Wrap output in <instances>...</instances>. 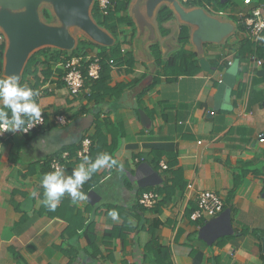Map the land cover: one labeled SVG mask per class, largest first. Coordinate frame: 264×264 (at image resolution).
<instances>
[{"label":"crops","instance_id":"1","mask_svg":"<svg viewBox=\"0 0 264 264\" xmlns=\"http://www.w3.org/2000/svg\"><path fill=\"white\" fill-rule=\"evenodd\" d=\"M216 1L202 0L203 8L236 24L254 8L264 16V0ZM179 26L174 18L164 25L168 36L158 33L164 62L179 49ZM246 41L252 43L237 26L222 45L204 47L210 72L199 67L193 75L174 76L148 58L145 46L148 54L139 53L132 67L112 64L107 86L124 88L101 92L97 101L88 87L69 94L62 81L66 58L36 52L23 83L43 92L37 101L44 124L30 136L0 137V264H264V34L252 51L243 47ZM185 50L195 52L190 40ZM98 52L86 47L79 55L87 61ZM233 62L234 84L220 94ZM98 126L103 144L117 142L118 164L81 186L86 201L73 203L66 192L50 211L41 203L40 183L51 172L49 161L72 153L62 169L71 175L86 157L94 160L103 151L84 159L75 153L84 137L97 144ZM203 191L219 196L223 210L193 222L189 216ZM146 192L159 195L152 209L138 204ZM109 210L118 212V222Z\"/></svg>","mask_w":264,"mask_h":264},{"label":"water","instance_id":"2","mask_svg":"<svg viewBox=\"0 0 264 264\" xmlns=\"http://www.w3.org/2000/svg\"><path fill=\"white\" fill-rule=\"evenodd\" d=\"M94 4L95 0H0V35L4 43L2 76L15 73L22 78L27 62L36 52L51 49L69 53L81 38L100 47H112L114 38L92 17ZM161 6L172 11L180 26L190 29L189 40L195 49L198 66L203 72H210L208 61L203 57L204 47L222 45L236 33L237 24L203 7L187 8L179 0H132L128 15L136 30L131 45L134 58L137 59L139 53L148 54L149 50L142 49L157 43L158 30L152 20ZM44 9L52 17L50 22L43 18ZM140 9L145 10L144 17ZM75 31L81 38L74 34ZM148 58H152L150 52ZM151 78L149 75L146 81ZM234 81L233 72L228 70L219 85L220 94L226 88L231 89ZM141 122L146 126L148 120L142 115Z\"/></svg>","mask_w":264,"mask_h":264},{"label":"trees","instance_id":"3","mask_svg":"<svg viewBox=\"0 0 264 264\" xmlns=\"http://www.w3.org/2000/svg\"><path fill=\"white\" fill-rule=\"evenodd\" d=\"M208 3H217L216 0H207ZM213 1V2H211ZM110 6L107 7V14L103 15L99 12L98 6L95 3L92 9V17L97 25L103 29H105L115 40V43L110 48H104L97 46L89 41L79 40L77 47L72 52H63L58 50H51V49H44L40 50L43 52H51L56 55V57L63 56L64 58L68 59L70 56H78L82 54L86 47L90 48H97L99 50L96 57L99 59V64L101 67L99 79L96 81H88L86 71L83 69V74L85 77L84 87L89 88V96L90 99H94L95 101L98 100L100 97V93L104 92L105 94L113 91H120L124 88V85H117L113 89L107 86V81L109 80V73L111 70V66L113 65H126L127 67H132L135 64V58L132 54V50H124L121 52L123 46L128 45V47L132 44V39L136 33L135 26L132 22V19L128 15L129 5L132 0H109ZM185 7H204L202 0H192L187 4H183ZM43 18L50 22L52 17L50 16L47 10L42 11ZM174 19V14L167 6H161L157 11L155 22L157 26L158 33L161 37L168 36L170 31L169 29L165 28L164 25ZM240 31L245 30V26L243 24H237ZM125 29H129L131 34V40H127L126 35L124 34ZM177 42L179 45V49L176 53L169 57L166 62L163 61L160 48L157 44H153L149 46V52L152 55L154 62L157 67L161 68L167 76L174 75H193L199 70L198 60L196 58L195 52H187L185 50L186 44L189 42V29L188 27L181 25L179 27V34L177 37ZM243 47H247L248 49L254 47H258V44L250 43L249 41L244 42ZM256 50V49H255ZM4 51V43L0 45V78H1V66H2V57ZM245 52V51H243ZM250 52V51H249ZM250 54V53H249ZM250 55H255V53H251ZM257 55V53H256ZM255 55V56H256ZM33 57V56H32ZM32 57L27 62L21 82L24 81V75L28 72L29 63L32 60ZM112 62V63H110ZM157 77L153 79L152 84L146 89L142 91L143 93L148 92V90L157 84ZM36 90V89H35ZM36 131V130H35ZM31 132L27 136H30ZM95 141L97 144L92 145L90 148V152L87 156H93L94 152L103 151V153H108L114 158V152L117 148V142H114L112 146H106L103 144L101 140V130L100 126H98L95 134ZM94 151V152H93ZM68 152V151H67ZM77 152V151H76ZM69 156L72 153L68 152ZM76 154V153H75ZM165 254V253H164Z\"/></svg>","mask_w":264,"mask_h":264},{"label":"clouds","instance_id":"4","mask_svg":"<svg viewBox=\"0 0 264 264\" xmlns=\"http://www.w3.org/2000/svg\"><path fill=\"white\" fill-rule=\"evenodd\" d=\"M236 62L229 71L235 72ZM40 95L28 83H22L18 74L0 78V133H27L38 122L43 120L42 110L37 101ZM118 161L108 153H100L93 160L86 157L79 163L71 175L62 170L45 173L40 181L44 188V199L41 201L50 211H55L60 199L67 192L73 203L86 201L88 196L80 191L81 186L99 169L116 166ZM108 216L119 221V214L109 210Z\"/></svg>","mask_w":264,"mask_h":264},{"label":"built area","instance_id":"5","mask_svg":"<svg viewBox=\"0 0 264 264\" xmlns=\"http://www.w3.org/2000/svg\"><path fill=\"white\" fill-rule=\"evenodd\" d=\"M182 4H187L192 0H179ZM251 0H244V4H249ZM95 3L98 6L99 12L103 15L107 14V7L110 6L109 0H95ZM208 12V8L205 7ZM211 13V12H210ZM217 16H224L222 12L213 13ZM238 24H243L245 26V32L248 34L249 39L252 43L258 44L261 40L262 35L264 34V16L261 14L259 8L251 9L248 12L240 14V19ZM0 40L3 41V36L0 35ZM123 53L124 50L121 49ZM251 59L257 62L258 65L262 64V61L257 59L255 56H251ZM112 63V62H110ZM63 76L62 81L65 88L71 95H78L83 91L85 77L83 74V69L86 71L88 81H96L100 76V64L97 57H93L87 61L81 55L70 56L65 60L63 64ZM43 92H40V95ZM40 95L37 97L39 98ZM210 115H214V112H210ZM43 116V114H42ZM57 122L64 124L65 120L63 117H58ZM44 124V118L41 122H38L36 126L31 128L27 133H21L23 135H28L31 132L35 131L37 128L41 127ZM5 132L0 133V137L4 135ZM259 142L264 143V136H259ZM93 143L90 138L84 137L79 144V148L76 152V158L84 159L90 152V148ZM69 159L68 152H62L59 156L53 157L48 166L52 171L62 170L64 168V163ZM163 169H166L162 165ZM160 201L159 195L155 192H146L143 193L139 199L138 204L144 209L154 208ZM223 210V202L220 197L213 194L212 192L203 191L199 192L197 195L196 208L192 211L189 216V219L193 222L208 220L219 215Z\"/></svg>","mask_w":264,"mask_h":264},{"label":"rangeland","instance_id":"6","mask_svg":"<svg viewBox=\"0 0 264 264\" xmlns=\"http://www.w3.org/2000/svg\"><path fill=\"white\" fill-rule=\"evenodd\" d=\"M216 11H217V10H216ZM152 22L155 24V20H152ZM74 34H76L77 37L79 36V38H81V35L78 34L77 31H75ZM135 35H136V34H135ZM135 35H134V37H135ZM81 39H82V38H81Z\"/></svg>","mask_w":264,"mask_h":264},{"label":"bare ground","instance_id":"7","mask_svg":"<svg viewBox=\"0 0 264 264\" xmlns=\"http://www.w3.org/2000/svg\"><path fill=\"white\" fill-rule=\"evenodd\" d=\"M156 11V10H155ZM155 11H153V15L155 14ZM140 13H141V15L143 16V15H145V10L144 11H142L141 9H140ZM144 17V16H143Z\"/></svg>","mask_w":264,"mask_h":264}]
</instances>
